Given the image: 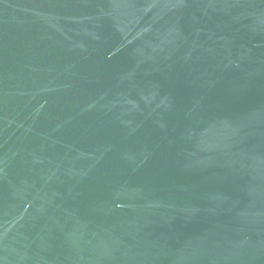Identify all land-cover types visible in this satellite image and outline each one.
Here are the masks:
<instances>
[{
  "label": "water",
  "instance_id": "water-1",
  "mask_svg": "<svg viewBox=\"0 0 264 264\" xmlns=\"http://www.w3.org/2000/svg\"><path fill=\"white\" fill-rule=\"evenodd\" d=\"M0 264H264V0H0Z\"/></svg>",
  "mask_w": 264,
  "mask_h": 264
}]
</instances>
